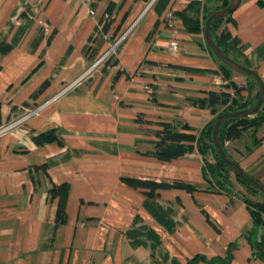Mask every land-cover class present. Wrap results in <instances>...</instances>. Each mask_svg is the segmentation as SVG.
Instances as JSON below:
<instances>
[{
	"label": "crops",
	"instance_id": "crops-1",
	"mask_svg": "<svg viewBox=\"0 0 264 264\" xmlns=\"http://www.w3.org/2000/svg\"><path fill=\"white\" fill-rule=\"evenodd\" d=\"M217 3L0 0V126L53 98L127 31L93 76L0 138V264H264L256 248L264 225L254 227L243 196L211 192L196 147L171 162L153 154L160 123L198 135L215 117L198 101L231 94L203 32L185 22L204 28ZM222 32L235 42L229 57L264 83V0H241ZM239 76L231 81L248 85L241 94L255 96L258 88ZM51 130L56 142L33 141ZM249 138L241 152L234 141L230 157L264 185L262 142L248 152ZM123 178L196 190L149 195ZM58 186L67 190L63 221L50 195Z\"/></svg>",
	"mask_w": 264,
	"mask_h": 264
},
{
	"label": "trees",
	"instance_id": "trees-1",
	"mask_svg": "<svg viewBox=\"0 0 264 264\" xmlns=\"http://www.w3.org/2000/svg\"><path fill=\"white\" fill-rule=\"evenodd\" d=\"M221 2H222L221 8L224 9L228 6L230 0H221ZM191 3H192V6L197 4L196 2H191ZM112 11H113V6L109 5L106 9V14H108L109 18L105 19V21L108 24H110L111 22L110 16H111ZM211 14L208 13L204 15L203 20L206 21L207 18ZM229 18L230 16H227L225 18L218 19L217 21H215L211 26V36L213 38L214 43L222 50V52L229 59H231L228 56L227 51L234 48L235 42H231L230 44H228V41H230L231 39L230 34L227 32H222L219 36L215 34L219 25L221 24V21L223 20L222 22H224L225 20H228ZM185 22L186 24H188V26H190L189 30L191 32H194V33L203 32V28L201 29L198 28V26L193 20H185ZM107 28L108 26L104 27V29H107ZM193 71L199 72L201 70H193ZM220 71H221L222 81H224V78H225L224 76L229 78V75L232 72L231 69L227 68L222 63H221ZM247 80L251 82L252 85L257 87L256 83L252 79L247 77ZM224 86L226 89L233 88L236 91V93L239 92V94H241L242 90H244V88H241L238 90V88L236 87V85H234L233 82H231L230 85H228V83L226 84L225 82ZM257 93L259 95V89ZM234 95L235 94L231 95L227 91H211L208 93V97L206 100L198 101L199 105L206 106V108L210 109L211 113L214 114L215 116L212 119V121L203 130H201L198 133V135H195L193 131L187 125H183L181 129L178 131L175 129L174 125L171 123H166V122L160 123L161 130L158 132V142L155 143V149H154L155 151L153 153L154 157L157 160L162 161V162H171L172 160H175L181 156H184L185 154L189 152H192L194 150V147H196L198 153L200 154L203 160V164H204L203 170H204V178H205L206 177L205 164L207 162L205 152L206 150L209 149L211 153L214 154V158L217 163V168H219L220 170H227V169L230 170V168L220 160V158L215 152V148L213 146V141H212V129L217 119L223 114L248 109L247 105H242L239 108H233V105H236V101L234 100ZM258 95H257V99H258ZM221 107L227 108V109L224 110L223 112H220L218 110ZM263 123H264V106L261 107L251 119H249L248 117L240 118V119L232 118V119L225 121L219 129V140H220V144L225 154L232 161H234L224 149V144L240 140L243 137L244 133L249 132V131L251 132V137L253 139V146L251 149H248V152H251L254 148H258L262 140L257 138V130L262 126ZM33 141L36 144L40 145V144H45L49 142H56L57 137L55 136V131L51 130L45 134H39L33 137ZM38 168L42 169L45 172L44 166H40ZM208 168L210 167L208 166ZM210 169L212 170V168ZM237 179L239 178L237 177ZM122 181L133 189L146 190L149 195H153L157 191H166V190H181L189 194H192L196 190L194 186H192L189 183L183 182V181H172L170 183H167V182H154V181H146V180L130 179V178H123ZM240 182L245 184L241 180ZM245 185L253 189L256 192H259L253 187H250L247 184ZM211 190H212L211 192H220V191L228 192L222 189H217V190L211 189ZM66 192L67 190L63 186L54 187L50 190V195L58 196L59 201H58V208H57V217L59 221L64 220L63 204H64ZM243 199H244L246 208L250 214V217L252 219L254 227L264 225V203H253L249 201L247 198H243ZM256 248L257 249L264 248V243L261 242L260 244L256 246ZM259 257L264 260L263 254L259 255ZM195 262H197V258H194L193 260L189 261L187 264H194Z\"/></svg>",
	"mask_w": 264,
	"mask_h": 264
},
{
	"label": "water",
	"instance_id": "water-1",
	"mask_svg": "<svg viewBox=\"0 0 264 264\" xmlns=\"http://www.w3.org/2000/svg\"><path fill=\"white\" fill-rule=\"evenodd\" d=\"M241 0H230L228 6L221 10L214 11L205 21L204 28H203V36L204 40L206 42L207 47L213 54V56L220 61L223 65H225L227 68L231 69L233 72L243 75L245 77H248L252 79L258 89H259V95L256 103L245 110L242 111H236L231 113H226L220 116L215 124L213 125L212 129V141L213 146L215 148V152L220 158V160L227 165L230 170L234 173L236 177H238L241 181H243L245 184L249 185L250 187H253L260 193L264 194V185L253 179L251 176H249L238 164H236L234 161H232L224 152L220 140H219V129L221 125L232 118H246L253 114H255L262 104L264 103V83L260 79V77L251 69L242 66L238 64L237 62L229 59L222 50L214 43L213 38L211 36V26L212 24L217 21L218 19L225 18L227 16L232 15V13L237 9L239 6Z\"/></svg>",
	"mask_w": 264,
	"mask_h": 264
},
{
	"label": "rangeland",
	"instance_id": "rangeland-1",
	"mask_svg": "<svg viewBox=\"0 0 264 264\" xmlns=\"http://www.w3.org/2000/svg\"><path fill=\"white\" fill-rule=\"evenodd\" d=\"M217 2H218L217 6L211 5V6L207 7V8H209V12H207V14L208 13L211 14L212 12H214L216 10L222 9L221 8L222 7L221 0H217ZM199 5L200 4L197 2L196 6H199ZM189 6H192V3H190ZM216 8H218V9H216ZM222 21H221V23H222ZM204 23H205V21L203 20V26H204ZM233 49H235V47ZM227 54H228V56H233V51L228 50ZM232 76H234L235 79H242V78H240L239 74L232 71L229 75V78L224 76L226 78V79L224 78V81L226 82V84L228 83V85H230L231 82H233L234 85H236V87L238 88V90L241 88H244L247 90V87H248L247 84H241L240 82L231 81ZM246 81H248V80H246ZM249 83L251 84V82H249ZM228 90H230L231 95L235 94L234 100L236 101V105H233V108H239L242 105H247V108H249L256 102L258 93L253 97H248L247 94L242 95V94H239V92L236 93V91L233 88H230ZM263 106H264V103L262 104L261 107H263ZM226 109L227 108L221 107V108H219L218 111L223 112ZM255 114L249 116L248 118L251 119ZM250 134H251V132L244 133L243 137L241 138V143H238L239 144L238 147H239V149H241V150H239L240 152L243 151L244 144L248 143V141L250 139L249 138ZM263 136H264V127H262L260 132L257 134V137L261 138V140H262L261 151H264V141H263L264 138H263ZM236 145H237V143H234V142L225 143L224 149L226 150L227 154L234 156L232 150H234ZM205 155H206V159H207V162L205 164V169H206L205 181H206V185L208 186V188L216 189V190L217 189L226 190V191L230 192L231 194L243 196L244 198H247L249 201H251L253 203H264V195L262 193L256 192L253 189L246 186L245 184H243L242 182H240V180L237 179V177L234 175V173L232 171H230L228 169L227 170H220L219 168H217V163L215 161L214 154H212L209 149L206 150ZM261 159H262V164L260 165V168H261V173L264 174V152L262 153ZM208 166L210 168H212L213 171L210 168H208ZM259 251L264 255V248H262V249L259 248Z\"/></svg>",
	"mask_w": 264,
	"mask_h": 264
},
{
	"label": "built area",
	"instance_id": "built-area-1",
	"mask_svg": "<svg viewBox=\"0 0 264 264\" xmlns=\"http://www.w3.org/2000/svg\"><path fill=\"white\" fill-rule=\"evenodd\" d=\"M109 16L108 14L104 15V19H108ZM166 20L168 23L171 21V14H168L166 17ZM127 31H125L123 34H121L119 37H116L110 41L108 49L103 53L96 61L83 71L74 81L68 83L65 87L62 88V90L56 94L53 98L50 100L46 101L45 103L38 105L37 107L25 111L22 115L16 116L10 121H8L6 124L0 126V138L5 136L6 134H9L12 132L14 129L22 127L31 117L37 115L40 111H42L45 107H47L49 104L57 100L59 97H61L64 94H67L73 90H75L79 85H81L83 82H85L89 77L93 76L95 72H97L98 67L102 65L105 61H107L114 53H115V48L117 45L120 43L122 38L126 35ZM178 49V44L176 42H171L170 43V50L175 52ZM144 89L148 93H152V89L148 86L144 87Z\"/></svg>",
	"mask_w": 264,
	"mask_h": 264
}]
</instances>
